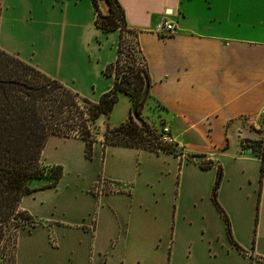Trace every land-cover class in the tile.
I'll use <instances>...</instances> for the list:
<instances>
[{
  "label": "crops",
  "instance_id": "obj_1",
  "mask_svg": "<svg viewBox=\"0 0 264 264\" xmlns=\"http://www.w3.org/2000/svg\"><path fill=\"white\" fill-rule=\"evenodd\" d=\"M117 2L147 77L139 113L168 127L176 152L95 134L85 156L81 138L48 134L38 161L60 173L18 197L31 223L15 230L12 264H264V171L258 180L253 150L264 131V0ZM161 18L170 31L154 29ZM92 20L90 0H0V49L96 101L112 82L102 69L117 30ZM121 95L125 110L108 125L127 114ZM100 178L114 189L93 193Z\"/></svg>",
  "mask_w": 264,
  "mask_h": 264
},
{
  "label": "trees",
  "instance_id": "obj_2",
  "mask_svg": "<svg viewBox=\"0 0 264 264\" xmlns=\"http://www.w3.org/2000/svg\"><path fill=\"white\" fill-rule=\"evenodd\" d=\"M90 1L93 6L92 22L94 26L104 31L117 30L115 57L102 69L104 74L112 75V82L107 90L99 94L96 101L79 96L59 81L48 77L14 54L0 49V200L5 198L11 203L9 205L11 209L13 206L18 209L17 199L20 194L29 190L30 181L42 178L45 185H51L60 173L58 164L44 166L39 163L40 167L35 168L39 151L48 134L68 136V131L61 127H66L69 130V127L74 124L79 126L80 131L74 135L83 140V154L89 156L90 145L95 137L89 132L85 120L81 117L80 113L82 112L78 108L77 101H81L86 107L88 118L95 117L99 113L106 116L117 93L125 94L130 105L139 92L143 79L145 78L147 81L142 59L134 41L135 30L126 26L122 9L117 0ZM128 40H131L133 45H129ZM130 46H133L132 50ZM119 57L123 59V64H118ZM128 59L131 64L139 59V64L130 67L125 64V69L121 68L120 66H124ZM127 72L131 75L133 73V81H135L133 87L127 86L129 82L125 74ZM145 92L135 105L137 120L130 115L128 108L123 120L110 126L105 124L103 141L150 149L144 141L145 136L151 138L157 136V128L161 123L160 121L158 123L157 121L154 123L152 120L145 121L141 117L139 109ZM67 117H74L80 124L77 125L76 120L65 122ZM107 132L109 135H106ZM253 143L256 145L253 150L259 159L258 180H260L264 171V131ZM160 147L171 153L176 152L170 145L161 144ZM206 164L202 163L201 165L205 166ZM218 174L219 167L216 166V175L210 190V196L214 203L213 194ZM216 207L228 235L226 217L221 209ZM19 211L23 214L24 222L18 226L30 224L31 217L24 211ZM257 259L264 262V258ZM10 264H12V258H10Z\"/></svg>",
  "mask_w": 264,
  "mask_h": 264
},
{
  "label": "rangeland",
  "instance_id": "obj_3",
  "mask_svg": "<svg viewBox=\"0 0 264 264\" xmlns=\"http://www.w3.org/2000/svg\"><path fill=\"white\" fill-rule=\"evenodd\" d=\"M119 59L121 58L119 57ZM125 64L127 65V67L134 66V64L133 63L131 64L130 60L128 59L127 62L124 63V66H120V67L125 69ZM125 74L129 81L127 83V86L129 87L135 86V81H133V73L132 75L129 72ZM123 84H126V83H123ZM77 102H78V108L82 112L80 113L81 117L83 118V120H85L84 122L87 125L89 132L92 133L94 137H95V134L100 135L102 140H103V134L105 133V124L107 125L112 122H115L125 110V98L122 95L114 99L106 116H104L103 114H100V115L98 114L95 117L88 118L86 107H84L81 101H77ZM128 105H129V102H128ZM75 120L76 119H74V117L73 118L67 117V119H65L64 121L72 122ZM76 122H77V125L80 124L78 123V120H76ZM62 128L68 131L67 133L69 134L68 136H70V134L72 136H75L74 134L77 133V131H80V127L76 126L75 124L72 127H69L70 128L69 130L66 127H61V129ZM106 135H109L108 132L106 133ZM38 167H40V164L37 160L35 168H38ZM10 204L11 203H9L5 198H2L0 200V264H10L13 236H14L15 230L18 227V225L24 222L23 221L24 219H22L23 214L18 209H16L14 206L11 209L9 206Z\"/></svg>",
  "mask_w": 264,
  "mask_h": 264
},
{
  "label": "built area",
  "instance_id": "obj_4",
  "mask_svg": "<svg viewBox=\"0 0 264 264\" xmlns=\"http://www.w3.org/2000/svg\"><path fill=\"white\" fill-rule=\"evenodd\" d=\"M173 27V24L166 18H161L154 24V29L158 31H170ZM129 45H133V42L131 40H128ZM133 46H130V49L132 50ZM123 59H119L118 64H123ZM134 64H139V59L134 61ZM145 136V135H144ZM145 143L147 144V147H149L152 150H162L161 144L170 145L172 148H174V140L172 138V135L169 133V129L165 124H160L157 128V136L151 138L145 136L144 139ZM116 182L109 179H97L94 182L91 183L90 190L98 194L101 191H111L114 189Z\"/></svg>",
  "mask_w": 264,
  "mask_h": 264
},
{
  "label": "water",
  "instance_id": "obj_5",
  "mask_svg": "<svg viewBox=\"0 0 264 264\" xmlns=\"http://www.w3.org/2000/svg\"><path fill=\"white\" fill-rule=\"evenodd\" d=\"M146 87H147V81L144 78L139 92L137 93L136 97L132 100V102L129 105V113L136 120H137L138 116L135 112V105H136V102L140 99V97L144 94Z\"/></svg>",
  "mask_w": 264,
  "mask_h": 264
},
{
  "label": "snow or ice",
  "instance_id": "obj_6",
  "mask_svg": "<svg viewBox=\"0 0 264 264\" xmlns=\"http://www.w3.org/2000/svg\"><path fill=\"white\" fill-rule=\"evenodd\" d=\"M194 4L196 3H205V0H192ZM208 4H228L232 6H237L243 3H246L247 0H206Z\"/></svg>",
  "mask_w": 264,
  "mask_h": 264
}]
</instances>
